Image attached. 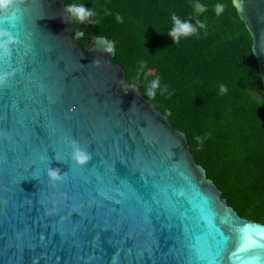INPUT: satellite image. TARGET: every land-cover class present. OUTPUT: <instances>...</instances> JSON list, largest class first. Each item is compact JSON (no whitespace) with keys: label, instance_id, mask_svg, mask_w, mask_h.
Listing matches in <instances>:
<instances>
[{"label":"water","instance_id":"obj_1","mask_svg":"<svg viewBox=\"0 0 264 264\" xmlns=\"http://www.w3.org/2000/svg\"><path fill=\"white\" fill-rule=\"evenodd\" d=\"M232 3L264 87V0ZM65 7L0 11L14 37L0 53V264H264V224L227 203L185 134L126 83L113 42L84 45Z\"/></svg>","mask_w":264,"mask_h":264},{"label":"trees","instance_id":"obj_2","mask_svg":"<svg viewBox=\"0 0 264 264\" xmlns=\"http://www.w3.org/2000/svg\"><path fill=\"white\" fill-rule=\"evenodd\" d=\"M95 8L98 24H75L88 45L91 32L113 42V59L127 84L181 130L195 161L237 213L264 224V87L252 39L232 0H63ZM207 6L199 16L193 5ZM216 4L226 5L217 16ZM105 9L110 13L105 15ZM123 18L116 21V15ZM207 25L174 44L172 16ZM141 62H145L141 66ZM159 77L156 97L146 90ZM227 92L221 94L220 86ZM202 138V144L197 141Z\"/></svg>","mask_w":264,"mask_h":264},{"label":"clouds","instance_id":"obj_3","mask_svg":"<svg viewBox=\"0 0 264 264\" xmlns=\"http://www.w3.org/2000/svg\"><path fill=\"white\" fill-rule=\"evenodd\" d=\"M14 0H0V11L5 10L10 4H12ZM226 5L224 4H216L214 6V11L217 16L221 15L225 10ZM194 14L196 16H199L207 11V6L195 3L193 5ZM65 15L67 17V21H70L73 24H83L85 22L89 24H98V21H93L90 18L96 15L95 8H87L83 4H71L67 5L65 7ZM107 9H105V15H109ZM173 24L174 26L172 29L168 32V35L172 38L174 44H179L181 37H190L194 34H197L196 37L199 38L198 30L203 31V35L207 36V25L205 22L197 20V23L195 26L193 24L186 20L181 22V20L176 16H172ZM116 21L118 23L123 22V18L117 14L116 15ZM14 42V37L4 31L0 30V53L4 55H10L11 49L10 45ZM145 62H141V66L144 65ZM9 74H0V86H4L7 83ZM160 87V79L157 77L156 79L151 81V87L146 90V95L150 99H154L156 97V89ZM220 92L221 94H224L227 92V88L224 85L220 86ZM198 142L202 144V138L197 137L196 138ZM71 159L80 166H84L88 163V161L91 159V155L89 152H87L84 149H81L76 142H72V154ZM47 175L51 182L56 183L63 181L66 178L67 173L61 174L60 169L58 168H51L49 167L47 169Z\"/></svg>","mask_w":264,"mask_h":264}]
</instances>
